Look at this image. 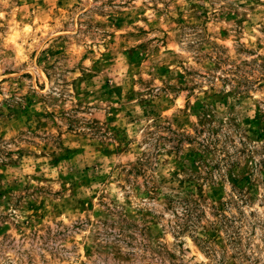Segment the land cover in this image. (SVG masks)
<instances>
[{
  "label": "rangeland",
  "instance_id": "1",
  "mask_svg": "<svg viewBox=\"0 0 264 264\" xmlns=\"http://www.w3.org/2000/svg\"><path fill=\"white\" fill-rule=\"evenodd\" d=\"M0 264H264V0H0Z\"/></svg>",
  "mask_w": 264,
  "mask_h": 264
}]
</instances>
